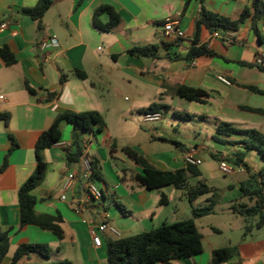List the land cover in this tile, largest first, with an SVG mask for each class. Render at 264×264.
<instances>
[{"label": "crops", "instance_id": "crops-1", "mask_svg": "<svg viewBox=\"0 0 264 264\" xmlns=\"http://www.w3.org/2000/svg\"><path fill=\"white\" fill-rule=\"evenodd\" d=\"M187 1L51 0V6L38 25L21 14L23 9L34 8L38 0H0V27L6 26L0 29V47L7 46L16 59L13 66L6 67L0 58V96L5 98L4 102H0V113L9 115L7 125L0 121V160L10 148L9 139H13L17 145V150L11 154L9 166L0 174V228L9 234L10 249L14 247L11 256L7 255L4 259V264H9L20 243L43 244L50 250L47 259L32 253L24 256L21 263L68 261L71 264H107L105 241L113 238L103 237L105 241L101 248H95L88 226L70 204L71 195L67 193V200H60L63 178L78 169V164L65 163L63 148L53 146L51 149L60 151L54 156L49 153L50 149L43 152L48 165L47 178L32 193L37 200L34 208L37 214L62 219L63 238L57 240L51 233L33 226L18 229L17 193L35 170V141L50 127L57 115L67 111L97 112L104 119L105 128L102 131L83 133L81 139L89 144L90 158L95 159L101 168L111 163L115 170L109 177L110 183L107 182L109 186L101 172L97 182L103 183L106 190L111 188L108 195L99 186L104 193L102 207L107 225L115 228L120 238L188 219L194 220L199 231L201 218L193 217L185 193L182 191V196H179L172 190L167 194L160 190H146L135 180V176L142 173L141 169L120 150L123 147L132 148L155 168L176 171L186 167L182 160L185 151H195L198 160L200 152H213L211 157L217 156L219 162L242 151L244 143L240 136L221 137L224 141L235 142L233 145H223L214 139L220 123L240 130H256L264 135V72L259 70V66L264 65V25L262 20L255 22L261 41L251 28V18L235 32L223 29L211 31L201 27L199 43L214 56H199L192 61L194 66L190 67L183 57L193 40L195 20L201 4L197 0H190L185 5ZM102 5L112 7L121 18L120 24L111 33H98L91 25L94 10ZM202 6L208 12L235 20L243 9L251 6V0H204ZM101 20L106 22L107 17L103 16ZM166 20L177 22L178 29L184 33L183 40L170 42L164 37L161 26ZM214 32L218 34L217 39L212 38ZM50 35L55 36L59 47L48 50L46 59L41 60L43 52L38 46ZM147 45L159 47L157 59L137 58L128 53L134 47ZM74 70L83 72L85 80L74 77ZM218 77L227 79L230 86L221 83ZM25 83L36 95L25 89ZM178 85L203 90L208 98L204 104H199L176 97L174 89ZM247 87L255 88L262 94L254 93ZM124 92L131 95L128 106L121 98ZM51 94L54 96L49 100ZM182 101L185 105L198 106L195 113L200 121L194 123L192 132L194 139L200 142L198 145H183L175 136L173 126H167L162 116L157 121L144 122V116L151 113L143 111L150 106H157L156 114L161 115L162 109L173 114L177 110L176 104L182 106ZM125 116L135 117L138 123L141 121L140 127H146L150 134L143 132V140L139 139L136 144L117 145L112 140L110 126L114 117ZM174 118L187 120L177 116ZM61 132V143L71 144L72 133L67 123L61 124ZM139 141H144L145 146ZM219 145L222 146V154L216 153ZM112 147L114 152L111 154ZM24 153L27 154L26 162ZM118 161L135 168L137 172L128 175L127 170L116 164ZM62 166L67 168L56 176ZM240 167L245 168L242 164ZM260 171L257 169L251 173L244 169L245 178L237 187L239 197H243L240 184L246 181L248 173L257 175ZM53 173L55 176L50 180ZM200 173L202 178L201 170ZM259 180L264 182V179ZM54 182L58 185V194L52 197ZM162 195L167 199L165 205L160 204ZM175 196L188 207L190 217L181 219L180 210L173 199ZM216 199L212 191L198 197L193 207L209 206L211 212L207 215H210ZM108 203H113L112 209ZM252 220L256 221V218ZM244 225L239 227L237 243L229 239L227 245L219 247L237 250V255L226 264H264V227L256 230L254 235L249 234L247 239L242 236ZM209 229L214 233L221 232L219 225H211ZM215 249L218 247L205 250L202 241L201 254L158 264H209L211 252Z\"/></svg>", "mask_w": 264, "mask_h": 264}, {"label": "trees", "instance_id": "trees-1", "mask_svg": "<svg viewBox=\"0 0 264 264\" xmlns=\"http://www.w3.org/2000/svg\"><path fill=\"white\" fill-rule=\"evenodd\" d=\"M190 0L186 2L188 4ZM200 4V10L195 20L194 36L191 45L183 57L187 63H191L199 56H214L206 46L199 43V33L201 27L215 31L223 29L235 32L239 26L247 19L251 18L252 30L257 34L255 22L262 20L264 25V3L262 0H251V6L243 9L237 19L230 20L218 14L208 12L202 6L204 0H197ZM51 0H38L37 5L32 9H23L21 14L37 22L39 25L46 11L51 6ZM106 16L107 21L103 22L101 17ZM119 14L110 6L102 5L97 7L92 15V28L98 33H111L120 24ZM259 41L260 36L257 34ZM177 42V41H176ZM159 47L156 45H147L134 47L128 51L131 56L137 58L157 59ZM0 58L6 67H11L16 63L14 55L7 46L0 47ZM177 59V58H176ZM182 59V58H181ZM259 70L264 72V65L259 66ZM74 77L85 80L86 75L74 70ZM25 89L32 95H36L25 83ZM250 91L262 94L255 88L247 87ZM54 95H49V100ZM174 96L189 102L204 104L208 94L200 89L190 88L184 85H178L174 89ZM168 109V108H167ZM157 106H150L144 113H155ZM258 113L257 110H251ZM173 115L180 118H190L188 114H180L173 111ZM0 121L8 124L9 115L0 113ZM67 123L72 127L71 149H63V159L66 164H78L84 155L81 146V135L87 132L102 131L105 128L103 117L97 112L74 113L63 112L56 116L50 127L42 132L34 144L35 170L33 174L19 188L18 207H19V231L28 226L37 227L40 230L51 233L57 240L63 238L61 228L62 219L59 216L41 215L35 212L36 198L33 191L43 181L47 165L43 158V152L51 149L55 144L61 142L62 132L61 124ZM240 136L243 138L244 147L242 151H237L232 157L225 159L234 167L244 165L246 153L256 152L264 158V135L256 130H240L232 128L228 124L220 123L214 139L223 145H233L235 142H227L221 137ZM134 165L141 169L142 173L135 176V180L148 191H159L165 187H172L175 190L183 191L189 200L194 218L202 217L211 212L209 206L204 208H194L193 202L200 196L207 195L213 190L209 188L203 180H200L201 173L198 166L186 165L184 169L176 171H162L150 165L137 151L129 147H123L120 150ZM114 147L111 148V154ZM212 157L217 158L213 155ZM92 180L99 179L100 165L91 158ZM245 166V165H244ZM264 179V170L257 175L248 173L245 182L240 184V191L243 198H248L251 205H233L232 212L244 218V236L252 233L254 229L259 230L264 227V182L258 179ZM196 179V183L191 185L189 180ZM167 199L161 196L160 204L165 205ZM256 218L252 224L250 221ZM10 249V238L7 231L0 228V264H4V259ZM36 253L43 258H48L50 250L47 245L20 243L17 245L9 264H33L21 263L24 256ZM105 253L107 264H158L169 263L171 260L182 258H193L202 253V236L199 233L193 219L179 221L173 224H164L156 229L143 232L131 237L117 238L105 241ZM237 255L236 248H218L211 252L209 264H226L233 256ZM53 264H71L68 261L57 262Z\"/></svg>", "mask_w": 264, "mask_h": 264}, {"label": "rangeland", "instance_id": "rangeland-1", "mask_svg": "<svg viewBox=\"0 0 264 264\" xmlns=\"http://www.w3.org/2000/svg\"><path fill=\"white\" fill-rule=\"evenodd\" d=\"M101 49V48H100ZM122 101L124 102V105L128 106L129 105V100L131 98V95L129 92H124L122 94ZM183 104L182 106L177 105V112L190 116V118H187V120H181V119H176L174 118L172 111H164L163 109L161 110V116H162V121L167 124V126L170 124L173 126L175 129L176 137L180 139V142L183 145H198L200 142L199 140L194 139L193 136V130L195 129L194 123H199V115L195 113L196 106L195 104H190V105H185L184 101H182ZM200 109V107H199ZM201 110H203L201 108ZM190 119V120H189ZM192 120V122H191ZM197 121V122H196ZM141 123V121H140ZM140 123L135 120V117H130V116H125L124 117H114L112 120V124L110 126V131H112V140L117 144V145H132L133 143L136 144V142L141 139L143 140V137L145 134H150V131L147 130L146 127H140ZM69 131L72 133V128L70 125H68ZM10 141V148L8 149V152L5 153V155L2 156L0 160V174L2 171L9 166V160L11 157V154L17 150V145L13 141V139H9ZM139 143L143 146H145L144 141ZM102 145V144H100ZM194 147V146H192ZM191 147V148H192ZM219 150H216V153H223L222 146H217ZM58 151V149H50L49 153L54 156ZM213 152H208V151H202L200 152V164L199 168L202 172V178L200 180H204L205 184L213 190L215 193V196L217 197L214 206H213V212L210 215H204L201 218V221L198 224L199 231L202 235V241H203V246L205 250L211 249V247H222L227 245V241L230 239L234 241L233 243H237V238L239 234V227L243 226L245 221L244 218L238 216V215H233L231 207L233 205L239 206V205H251L252 203L249 202L248 198H243L239 197V192H238V184L244 180L245 174L244 173H236L234 175H223L219 171V160L217 158L211 157V154ZM26 157L27 154L24 153V161L26 162ZM44 158V156H43ZM198 159V157H197ZM45 160V159H44ZM116 164L121 168H124L126 173L132 174L136 173L137 170L134 168H131L129 165L122 163L121 161H118ZM47 165V164H46ZM244 165H245V171L249 172H254L255 170H264V160L260 155H258L254 151H250L246 153L245 155V160H244ZM48 168V165H47ZM67 166H62L59 168V170L56 172L57 173L61 171H65ZM118 169V168H117ZM114 168L112 167L111 163H108L102 168L100 167V172L103 176V179L105 180V183L109 186L110 184V175L113 172ZM134 172H133V171ZM115 172V170H114ZM46 173V172H45ZM55 176V173H53L50 176V180L53 179ZM46 174L44 175L43 181L41 182L44 183L46 181ZM98 180L94 181L95 185H97L98 188H103L104 191L109 195L110 194V189L106 190V187L103 185V183L98 184ZM196 179H190L189 182L191 185H194L196 183ZM108 182V183H107ZM52 184V182L50 183ZM53 186L55 187L52 193V197H55L58 194V185L56 182L53 183ZM100 186V187H99ZM169 190L174 191L176 194H179V196H182L183 192L182 191H175L172 187H165L161 189L160 191L165 192L166 194L169 192ZM158 192V191H155ZM160 196V195H159ZM178 196V195H177ZM175 196L173 199L176 203V205L179 208V213L181 219H185V217H190V212L188 211V207L184 206L181 202V200ZM172 199V198H171ZM159 200V197H158ZM186 202V199H184ZM186 204V203H185ZM109 208H113V203H108ZM186 208V209H185ZM255 220H251L250 223H254ZM211 225H219V228L221 229L220 233H214L212 232L209 227ZM243 232V229H242ZM256 229L252 231V234L254 235L256 233ZM244 233L242 234V236ZM247 239H249V235H246ZM14 250V247H11L10 252L8 256L10 257L12 252ZM54 256V253L52 252L51 254Z\"/></svg>", "mask_w": 264, "mask_h": 264}, {"label": "built area", "instance_id": "built-area-1", "mask_svg": "<svg viewBox=\"0 0 264 264\" xmlns=\"http://www.w3.org/2000/svg\"><path fill=\"white\" fill-rule=\"evenodd\" d=\"M6 26L2 25L0 29H4ZM161 31L164 37L170 42H176L184 39V33L178 29L177 22L172 20H166L162 26ZM213 39L218 38V34L214 32L212 34ZM39 50L43 52L41 60H45V53L50 49H56L59 47V43L55 36H48L39 44ZM190 67L194 66V63L189 64ZM218 80L226 86H230V82L224 77H218ZM5 98L0 96V102H4ZM161 117L160 114L151 113L144 116V122L157 121ZM88 142L81 140V146L84 150V155L78 163V169L76 172L68 173L62 182V195L61 201H66V194L71 195L69 201L73 206L74 212L81 216L84 224L88 226V233L91 238L92 245L95 248H101L105 241L103 237L117 239L120 238L119 232L107 225L106 214L103 211L102 201L104 200L103 190L98 188L92 180V164L91 158L88 154ZM54 146L60 147L66 150L71 149V144L57 143ZM195 151H185L182 153V160L185 165L199 166L200 161L195 157ZM219 171L223 175H234L236 173H244L243 167H234L225 160L219 162ZM108 240V239H106Z\"/></svg>", "mask_w": 264, "mask_h": 264}]
</instances>
